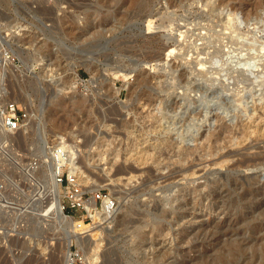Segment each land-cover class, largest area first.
I'll return each instance as SVG.
<instances>
[{
	"label": "rangeland",
	"instance_id": "1",
	"mask_svg": "<svg viewBox=\"0 0 264 264\" xmlns=\"http://www.w3.org/2000/svg\"><path fill=\"white\" fill-rule=\"evenodd\" d=\"M0 19L36 121L0 144V264H264V0H0ZM58 134L119 207L66 210L79 244L33 215Z\"/></svg>",
	"mask_w": 264,
	"mask_h": 264
},
{
	"label": "built area",
	"instance_id": "2",
	"mask_svg": "<svg viewBox=\"0 0 264 264\" xmlns=\"http://www.w3.org/2000/svg\"><path fill=\"white\" fill-rule=\"evenodd\" d=\"M3 25L0 19V100L6 101L4 105L0 102V144L9 146L10 137L27 128L33 114L26 105L9 98V76L19 65L11 48L3 40ZM12 67L15 69L11 72ZM51 144H48V148L52 147L50 154L53 175L56 183L62 188V212L81 210L84 218L91 220H97L100 216L106 220L113 218L118 205L116 198L102 188L89 189V186L83 183L85 176L79 163L81 155H71L70 149L60 143ZM33 162L31 169L36 168L37 159ZM34 179L38 180L35 177ZM4 187V180L0 177V196H3ZM97 213L99 215L96 217ZM69 250L73 264H85V257L79 250Z\"/></svg>",
	"mask_w": 264,
	"mask_h": 264
},
{
	"label": "bare ground",
	"instance_id": "3",
	"mask_svg": "<svg viewBox=\"0 0 264 264\" xmlns=\"http://www.w3.org/2000/svg\"><path fill=\"white\" fill-rule=\"evenodd\" d=\"M64 1V0H63ZM146 2V1H145ZM64 3V2H63ZM91 3V2H90ZM41 7V6H40ZM139 8V7H138ZM42 9V8H41ZM45 11H47V10H45ZM43 12V11H42ZM152 15V14H151ZM147 17V16H146ZM145 17V18H146ZM158 18V17H157ZM148 24V27L147 28H151L152 26H153V23H154V18L153 17H151V18H149L148 19V22H147ZM155 24V23H154ZM157 24V23H156ZM23 25V23H21L19 26L21 27ZM23 27H24V25H23ZM23 29V28H22ZM185 32V31H184ZM5 34V33H4ZM3 34V40L4 41H6V39H5V37H6V35H4ZM7 37H8V35H7ZM8 41V40H7ZM8 43V42H7ZM9 46V45H8ZM125 72V71H124ZM122 73H123V71H122ZM124 74V73H123ZM124 75H126V77L129 75L128 73H125ZM12 100H14V99H12ZM3 101V103H2V105H4L5 104V100H2ZM16 101V100H15ZM0 102H1V100H0ZM43 113L46 111V108L44 107L43 108ZM36 122V121H35ZM35 122H34V117H31V120H30V123H29V125L30 126H34L35 127ZM46 123V122H45ZM37 126H38V123H37ZM37 130V129H36ZM57 139H62V140H59V141H61L62 143H61V145H64V146H66L68 149H70V151H71V155H78L77 154V151L75 152L74 151V149L73 150H71V147H69V145L67 144V141L64 139V137H63V135H61V134H58L57 135ZM51 149H52V147H50V149H48L50 152H51ZM50 152H49V161H48V169H47V179H48V181H47V185H48V191H46L45 193H40V197L38 196V197H35L36 199V201L35 202H37L38 201V199L39 198H41L42 196H44V199H42L43 200V202H42V204H40V205H36V206H32V207H34L35 208V210H33L34 211V213H33V215L35 214V216L37 217V219H38V222H40V223H42V224H44V223H47V222H45V220L46 219H48L49 221H50V218H51V222L49 223L48 222V224H50V225H55V226H58L59 224H61L62 223V221L64 220V219H66L67 218V216L69 217V219H70V225H71V227L73 228L72 230L73 231H71V234H68L69 235V244H71L70 242H71V240L72 239H74V240H76V242H77V244H79V243H81V241H82V239H81V237L83 236V235H81L80 234V232H83V231H85V229H87L88 227H89V225H88V223L84 220V219H81V220H75L74 218H76V217H73V216H71V215H67L65 212H62V195H61V193H60V187H59V185L56 183V181H55V177H54V175H53V168H52V161H51V154H50ZM242 154V153H241ZM250 157V156H249ZM243 162V161H242ZM108 173H110V172H108ZM108 173L106 174V175H108ZM44 176H46V175H44ZM133 176V174H129V175H124V176H122L121 175V177L120 176H118V179H119V177L120 178H122V177H125V178H127V179H130L131 177ZM114 178H117L116 176L115 177H113V179ZM110 179H112V178H110ZM114 180H116V179H114ZM46 182V181H45ZM35 183V182H34ZM109 183H111V181L109 182ZM43 189V188H42ZM42 194H45V195H42ZM34 198V197H33ZM41 201V200H40ZM31 208V207H30ZM33 208V209H34ZM119 207H117V209H118ZM6 211V210H5ZM1 212V211H0ZM30 212V211H29ZM198 214V213H197ZM203 216V215H202ZM71 217V218H70ZM73 217V218H72ZM216 219V218H215ZM213 222V221H212ZM63 223H65V222H63ZM68 223V222H67ZM225 223H226V221H225ZM210 227V226H209ZM91 228V227H90ZM198 228V227H197ZM213 228V227H212ZM71 229V228H70ZM203 229V228H202ZM91 230V229H90ZM201 230V229H200ZM88 230H86V232H87ZM217 232V231H216ZM68 233V232H67ZM70 233V232H69ZM258 233V232H257ZM95 234V233H94ZM209 234V233H208ZM214 235V234H213ZM207 240V239H206ZM89 241V240H88ZM214 241V240H213ZM83 242V241H82ZM68 244V245H69ZM240 244V243H239ZM248 245H249V243H248ZM253 245V244H252ZM80 247H81V245H79ZM86 246V245H85ZM89 246V245H88ZM98 248H99V242H98V240H95V243H93V246H92V248H91V251L92 252H89L88 253V259L91 261V263H93L95 260H97L98 258H99V255H100V253H99V251H98ZM249 248V247H248ZM244 249V248H243ZM166 251V250H165ZM86 254V253H85ZM87 255V254H86ZM86 255H85V257H86ZM251 255H253V254H251ZM254 257H255V255H254ZM253 257V258H254ZM250 258V257H249ZM252 258V259H253ZM258 258H260V257H258ZM68 260H72V258H71V254H70V252H69V254H68ZM246 260H249L248 258L246 259ZM245 262V261H244ZM263 262V261H262ZM246 263V262H245ZM248 263V262H247ZM225 264V263H224ZM242 264H244V263H242ZM255 264V263H254Z\"/></svg>",
	"mask_w": 264,
	"mask_h": 264
}]
</instances>
